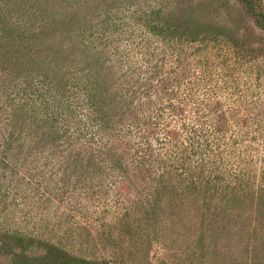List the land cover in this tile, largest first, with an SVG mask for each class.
<instances>
[{
    "label": "rangeland",
    "instance_id": "1",
    "mask_svg": "<svg viewBox=\"0 0 264 264\" xmlns=\"http://www.w3.org/2000/svg\"><path fill=\"white\" fill-rule=\"evenodd\" d=\"M90 1L0 0V263L264 264V56L239 47L264 30L241 0L208 3L239 45L172 36L177 0Z\"/></svg>",
    "mask_w": 264,
    "mask_h": 264
},
{
    "label": "trees",
    "instance_id": "2",
    "mask_svg": "<svg viewBox=\"0 0 264 264\" xmlns=\"http://www.w3.org/2000/svg\"><path fill=\"white\" fill-rule=\"evenodd\" d=\"M87 3H90V0H86ZM210 0L206 1V3L203 2H197L195 0H177L179 3H183V6L186 7L184 10H182V6L180 4L179 12H181V19H179V22H176L175 25L170 26L171 35L176 37L179 35L180 39H188L189 41H219L221 40H229L234 45H239L238 41L232 40V37L229 35L231 29L229 27V22L232 18V7L223 3L221 6L217 5L216 12H218L220 15H216L212 18L210 15V5L208 4ZM243 5V10L245 13L255 18V25L258 26L260 29L264 30V11L261 10L260 5L257 3V0H241ZM85 3V2H84ZM92 4V2H91ZM90 6V4H89ZM181 9V10H180ZM231 9V10H230ZM229 10V12H228ZM186 12V13H185ZM216 17V18H215ZM173 18V17H172ZM171 19V18H170ZM215 25V26H214ZM244 44V41L240 43V54L247 51V55H263L264 56V50L263 48H259V50H254L252 48H249ZM250 50V52H249ZM52 125H50L51 127ZM14 132L10 133V139L6 143L5 152H8V150L11 149H18L19 150L23 148L24 145H22L19 141V146L17 147L14 143ZM21 138V134L19 136ZM20 140V139H19ZM10 241L12 242L13 247H19L23 243L25 245H31V242H36L33 239L28 240L27 243H25V237L21 235H14L9 236ZM47 247L46 254L53 258L52 261L58 262L59 264H105V263H98L93 261H88L84 259H79L74 256H67L65 254H62L61 251L57 250V248L53 247L51 245L45 244ZM25 249H22L18 252L17 255H14V260L11 264H22L20 263L18 259L22 256ZM20 253V254H19ZM257 255L255 253L254 257ZM57 263V264H58ZM4 264V263H0ZM52 264V263H51ZM55 264V263H54ZM240 264V263H235ZM247 264V263H246Z\"/></svg>",
    "mask_w": 264,
    "mask_h": 264
}]
</instances>
